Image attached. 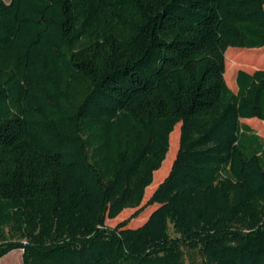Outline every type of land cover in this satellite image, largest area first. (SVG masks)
Here are the masks:
<instances>
[{"label":"trees","instance_id":"1","mask_svg":"<svg viewBox=\"0 0 264 264\" xmlns=\"http://www.w3.org/2000/svg\"><path fill=\"white\" fill-rule=\"evenodd\" d=\"M260 48L264 0H0V264H264Z\"/></svg>","mask_w":264,"mask_h":264},{"label":"rangeland","instance_id":"2","mask_svg":"<svg viewBox=\"0 0 264 264\" xmlns=\"http://www.w3.org/2000/svg\"><path fill=\"white\" fill-rule=\"evenodd\" d=\"M3 1L8 2L9 0H3ZM245 50H248V49H245ZM258 50H259V52L257 54H255L256 58H258V60L260 61L259 62L260 64H258V65L239 66V67L234 68V70H230V64L225 62V70H227V71H226V76L224 77V80H225L228 88L230 90H232L233 92L236 91L235 76H236L237 71L243 70L245 72L252 73L255 70H264V48H260ZM260 122H262V121H260ZM253 131L264 142V135L259 133L260 129L258 127H256V129L253 128ZM178 143H179V126L177 127V136L172 141V146H173V150H174L172 153L173 159H174L175 154L178 150ZM152 192H153V190H150L149 193H147V194L145 193V196H144V199L142 201L140 208L145 205L146 201L149 199ZM155 208H156V206H150V207L144 209L136 218L132 219L128 223L127 227L136 228V227L142 225L147 220V218L149 217V215L151 214V212ZM137 210L138 209L126 210L122 214H120L117 218H115L113 220H106L105 224L108 227H114L119 222L126 220V219H129ZM4 258H6V260H8V262H11L10 264H20V262H21V251H18V250L12 251V252L8 253L7 255H5L4 257H2L1 259L4 260Z\"/></svg>","mask_w":264,"mask_h":264},{"label":"crops","instance_id":"3","mask_svg":"<svg viewBox=\"0 0 264 264\" xmlns=\"http://www.w3.org/2000/svg\"><path fill=\"white\" fill-rule=\"evenodd\" d=\"M241 123H243V124H246V125H248L250 128H254V129H256V127H257V123H261V124H264V122H260L259 120H257V119H242L241 121H240ZM260 133V132H259ZM166 176V173L162 176V178H161V180L152 188V190H154L155 189V187L164 179V177Z\"/></svg>","mask_w":264,"mask_h":264}]
</instances>
